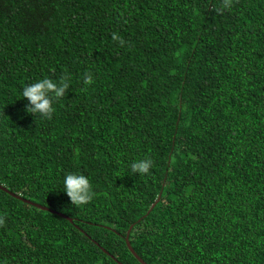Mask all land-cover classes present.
I'll list each match as a JSON object with an SVG mask.
<instances>
[{"label":"trees","instance_id":"1","mask_svg":"<svg viewBox=\"0 0 264 264\" xmlns=\"http://www.w3.org/2000/svg\"><path fill=\"white\" fill-rule=\"evenodd\" d=\"M220 3L0 0V261L140 264L132 226L146 264H264V0ZM44 77L51 118L21 95Z\"/></svg>","mask_w":264,"mask_h":264},{"label":"clouds","instance_id":"2","mask_svg":"<svg viewBox=\"0 0 264 264\" xmlns=\"http://www.w3.org/2000/svg\"><path fill=\"white\" fill-rule=\"evenodd\" d=\"M230 7V0H221L219 7L213 9L219 13L223 9ZM114 39L118 37L114 36ZM125 42L120 40V44ZM93 80L91 74L84 76V83L90 84ZM69 84L65 78L59 81L44 77L36 80L34 83L26 84L21 92L23 98L27 100L24 105L25 112L29 114H38L43 118H51L54 111L53 100L65 95ZM153 166L150 158H142L134 160L130 167L135 174H147ZM66 194L69 198L70 205H84L91 201L94 197V191L89 178L79 172H69L63 177V190L59 191ZM4 223L3 217H0V224ZM0 264H4L0 261Z\"/></svg>","mask_w":264,"mask_h":264},{"label":"water","instance_id":"3","mask_svg":"<svg viewBox=\"0 0 264 264\" xmlns=\"http://www.w3.org/2000/svg\"><path fill=\"white\" fill-rule=\"evenodd\" d=\"M1 188V187H0ZM2 189H4V188H2ZM5 190V189H4ZM18 197V196H17ZM18 198H20V197H18ZM158 199H159V197L157 198V200L150 206V208H149V210H148V212L147 213H149L150 212V210L154 207V205L157 203V201H158ZM24 201H26V202H29V201H27V200H24ZM30 203V202H29ZM31 204H33V203H31ZM34 206H36V207H38V208H41V209H43V210H48V211H50V212H52V213H54V214H57V215H59V216H61V217H64V218H66V219H68L69 221H71V219L70 218H68L67 216H65V215H63V214H60V213H57V212H55V211H53V210H50V209H47L46 207H43V206H40V205H38V204H33ZM131 228H132V226H130L129 227V229H128V231H127V234H126V236H125V242H126V246H127V249L129 250V252L133 255V257L140 263V264H146L136 253H135V251L133 250V248L131 247V244H130V242H129V240H128V235H129V232H130V230H131ZM119 264H121V263H119Z\"/></svg>","mask_w":264,"mask_h":264}]
</instances>
